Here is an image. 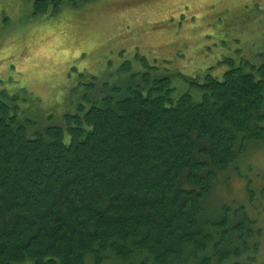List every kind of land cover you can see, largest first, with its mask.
I'll list each match as a JSON object with an SVG mask.
<instances>
[{"label":"trees","instance_id":"16d2710c","mask_svg":"<svg viewBox=\"0 0 264 264\" xmlns=\"http://www.w3.org/2000/svg\"><path fill=\"white\" fill-rule=\"evenodd\" d=\"M85 1L34 0L33 14ZM141 80L85 94L64 125L0 101V264L264 262L258 193L208 206L264 140V63L207 74L196 93Z\"/></svg>","mask_w":264,"mask_h":264},{"label":"rangeland","instance_id":"374dc122","mask_svg":"<svg viewBox=\"0 0 264 264\" xmlns=\"http://www.w3.org/2000/svg\"><path fill=\"white\" fill-rule=\"evenodd\" d=\"M33 10L34 0H0V101L46 125H64L85 94L116 93L144 75L196 93L207 74L264 63V0H90L51 15ZM240 161L218 176L208 206L247 204V188L257 192L247 205L263 228L264 260V140Z\"/></svg>","mask_w":264,"mask_h":264}]
</instances>
